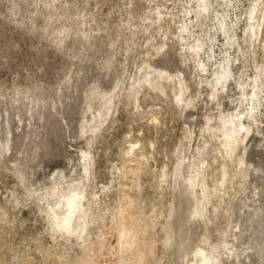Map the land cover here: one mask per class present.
Instances as JSON below:
<instances>
[{
	"label": "rangeland",
	"instance_id": "1",
	"mask_svg": "<svg viewBox=\"0 0 264 264\" xmlns=\"http://www.w3.org/2000/svg\"><path fill=\"white\" fill-rule=\"evenodd\" d=\"M210 1L0 0V264H264V0Z\"/></svg>",
	"mask_w": 264,
	"mask_h": 264
},
{
	"label": "bare ground",
	"instance_id": "2",
	"mask_svg": "<svg viewBox=\"0 0 264 264\" xmlns=\"http://www.w3.org/2000/svg\"><path fill=\"white\" fill-rule=\"evenodd\" d=\"M192 1H197V2L202 4V10H200V9L197 10V13L199 15H201V14L203 15L205 13H208L212 9V2L210 0H192ZM223 77L226 81L225 84H227L230 81L229 74L226 73V74H224ZM219 80L222 81L221 78ZM238 87H241V85L239 83H238ZM236 132L237 131H234V136H232V139H233L232 141L231 140H224L222 142V144L224 146H226L229 151H231L230 153H234V151L236 149L235 144L238 143L239 137L242 136V138H245L248 135V127L241 126V130L238 132L239 135H235ZM76 206H77V203L74 202V203L70 204L69 210H64V213L67 214L68 220H71L72 218H74L77 215L78 211L74 210V208ZM79 213H80V210H79ZM211 260L215 264H219V258L217 256H213V257L209 258L207 262L211 263Z\"/></svg>",
	"mask_w": 264,
	"mask_h": 264
}]
</instances>
